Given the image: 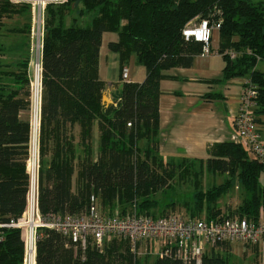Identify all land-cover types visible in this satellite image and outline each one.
Listing matches in <instances>:
<instances>
[{
  "label": "trees",
  "instance_id": "1",
  "mask_svg": "<svg viewBox=\"0 0 264 264\" xmlns=\"http://www.w3.org/2000/svg\"><path fill=\"white\" fill-rule=\"evenodd\" d=\"M12 9L0 0V18ZM72 13L75 16L67 24L65 18ZM89 14L85 25L77 23L79 17ZM201 19L219 25L217 52L225 59L222 78L248 80L256 89L255 108L264 112V72L255 68L258 61H264V4L260 1L64 0L47 5L36 175V206L41 216L81 214L92 195L98 208H106L102 209L105 214L115 208L122 214L132 212L134 205L138 214L161 216L164 213L152 211L158 203L151 195L169 188L175 176H186L193 180L195 213L212 217L208 214L219 212L217 207L213 209L214 203L236 186L242 188L243 198L224 216L258 219L264 206V163L254 159L241 142L213 144L206 160H166L159 153V81L163 71L190 67L200 54L201 44L185 41L181 32ZM105 33L116 35L107 47L119 54L120 70L132 56L146 70L141 82L122 80L117 84L108 104L102 101L106 83L98 76ZM27 67L28 61L21 60L19 69L11 73L1 70L0 64L2 224L20 217L27 205L30 122L21 116L29 108ZM204 173L224 179L202 189ZM1 233L0 264H22L20 229L3 227ZM112 239L101 249L88 244L82 250L60 233L39 227L35 264H115L121 259L116 240L127 242ZM154 264L184 263L157 257ZM201 264L227 261L210 254Z\"/></svg>",
  "mask_w": 264,
  "mask_h": 264
},
{
  "label": "built area",
  "instance_id": "2",
  "mask_svg": "<svg viewBox=\"0 0 264 264\" xmlns=\"http://www.w3.org/2000/svg\"><path fill=\"white\" fill-rule=\"evenodd\" d=\"M3 3L23 4L31 12L30 52L33 69L30 78L33 110L36 107L39 121L41 50L44 36L45 11L47 4L61 3L64 0H1ZM218 24L211 25L207 19H201L197 24L182 29L181 36L185 41H196L201 44L199 56L209 55L211 39ZM234 55L232 54L231 57ZM127 67H122L121 78L126 79ZM244 91L240 97V112L235 117L233 140L241 142L252 157L264 163V142L261 140L259 128L254 120L251 109L256 104V89L244 79ZM36 99V100H35ZM34 115V112H33ZM37 121V135L38 124ZM33 117L30 123V132ZM129 125V124H128ZM36 135V142H37ZM31 139V137H30ZM31 143V140H30ZM27 205L23 214L8 223H0L1 228H18L24 241V256L22 264H35V242L37 228L52 229L67 237L70 244L86 249L88 244L101 249L108 239L126 240L131 248L142 241H155L158 244V257L177 259L184 264H201L202 258L210 246L247 245L256 247L258 264H264V206L257 220H250L237 215L203 217L199 219L181 217L175 214L148 216L138 214L135 210L122 214L119 208L111 213H102L96 198L92 195L88 208L81 214L48 215L39 214L36 206L35 163L31 168Z\"/></svg>",
  "mask_w": 264,
  "mask_h": 264
},
{
  "label": "crops",
  "instance_id": "3",
  "mask_svg": "<svg viewBox=\"0 0 264 264\" xmlns=\"http://www.w3.org/2000/svg\"><path fill=\"white\" fill-rule=\"evenodd\" d=\"M252 1L264 4V0ZM8 5L14 9L4 12L0 18V64L1 70L12 73L19 69L21 60L28 61L30 14L28 6L16 8L17 4ZM212 38V52L209 55L195 56L190 67H174L163 71L164 76L159 81L158 148L166 160L176 156L206 160L210 146L234 141L235 117L240 112L245 78H222L225 59L217 52V29H214ZM114 40V33H105L98 56V76L106 83L102 95V101L106 104L112 102L115 86L122 80L141 82L146 75L145 67L132 56L124 65L128 69L127 77L121 78L119 54L107 47ZM260 65L258 61L256 70L264 72ZM255 107L256 104L251 112L257 119L260 137L264 142V112H258ZM27 166L28 160L26 170Z\"/></svg>",
  "mask_w": 264,
  "mask_h": 264
},
{
  "label": "rangeland",
  "instance_id": "4",
  "mask_svg": "<svg viewBox=\"0 0 264 264\" xmlns=\"http://www.w3.org/2000/svg\"><path fill=\"white\" fill-rule=\"evenodd\" d=\"M8 4V3H6ZM48 5V4H47ZM46 5V7H47ZM25 5L23 4H17V7H23ZM26 8V6H25ZM29 9V7H27ZM30 14V22H29V33L28 34V67H27V76L29 80V85H28V94H29V108L22 113V117L28 119V121L31 123L33 112L36 113L35 115V120H37L38 115L36 111V105L34 106L33 110V97L31 96V83H32V78H30V75L32 74V69H33V61H32V56L30 52V28H31V12L29 11ZM75 16V14L67 15L66 16V23L69 24L71 21V17ZM78 18V16H77ZM90 19V14L89 15H84L83 17H79L77 19V23H80L82 25H85ZM213 38L211 39V43ZM261 62V69L264 70V61ZM41 92V90H40ZM39 102H40V97H39ZM39 122V121H38ZM38 129H39V124H38ZM39 134V133H38ZM96 134V131H95ZM95 140H96V135L94 139V145H95ZM32 155V146L31 143L29 144V158H28V163L31 160ZM183 156H176L173 159L175 161H179ZM38 135H37V142H36V160H35V187H36V175H37V169H38ZM224 179V176L219 175V174H203L201 176V182H202V189H207L211 187L212 185H218L220 184ZM262 182H264V177L262 178ZM193 180L192 177H181L178 178L175 176L173 178L171 185L169 188H166L164 190H161L159 192L153 193L151 196L157 200V206H155L152 211L155 213H164V214H175L181 217H187V218H194V219H199L205 217L207 213H195V208L192 203L193 201V186H192ZM243 198V190L241 187H233L230 189V191L221 196L215 203H214V210L216 207L219 209V212L215 211L211 214H208L209 216L217 217V216H222L224 215L225 212L233 210L237 205L240 203V201ZM101 207L100 210L103 212L106 209L104 206L99 205ZM132 208L131 210H135L136 207L134 205H131ZM104 213V212H103ZM194 215V216H188L189 214ZM215 213V214H214ZM105 214V213H104ZM207 215V216H208ZM113 239H108L106 241V245H109V243ZM126 241V240H125ZM124 242H118L116 240V243L119 244V247L117 248L119 252L121 253V259H119L118 262L115 264H154L156 258L158 257L159 254V246L157 242L155 241H142L139 244L137 243L135 248L130 247V243L128 241ZM127 247V248H126ZM130 254V257L128 256ZM210 254H215V255H220L223 258L226 259L227 264H258V253H257V248L256 247H250L247 245H225V244H218V245H213L207 248L205 251L203 258L205 256H208Z\"/></svg>",
  "mask_w": 264,
  "mask_h": 264
},
{
  "label": "bare ground",
  "instance_id": "5",
  "mask_svg": "<svg viewBox=\"0 0 264 264\" xmlns=\"http://www.w3.org/2000/svg\"><path fill=\"white\" fill-rule=\"evenodd\" d=\"M36 100V99H35ZM35 115L36 113L34 112V117H33V125L31 128V132H30V137H31V146H32V157L30 162L28 163L29 168H31V166H33V164L35 163L36 160V135H37V121L35 120Z\"/></svg>",
  "mask_w": 264,
  "mask_h": 264
}]
</instances>
